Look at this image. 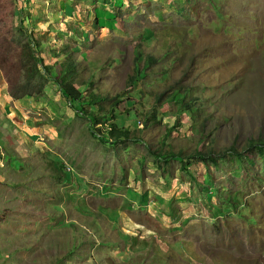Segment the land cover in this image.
Wrapping results in <instances>:
<instances>
[{"label": "rangeland", "instance_id": "obj_1", "mask_svg": "<svg viewBox=\"0 0 264 264\" xmlns=\"http://www.w3.org/2000/svg\"><path fill=\"white\" fill-rule=\"evenodd\" d=\"M1 1L0 61L20 26L45 65L97 70L87 91L166 98L138 141L104 143L53 81L14 101L25 76L0 65V264H264V0ZM188 85L203 129L178 112Z\"/></svg>", "mask_w": 264, "mask_h": 264}, {"label": "trees", "instance_id": "obj_2", "mask_svg": "<svg viewBox=\"0 0 264 264\" xmlns=\"http://www.w3.org/2000/svg\"><path fill=\"white\" fill-rule=\"evenodd\" d=\"M0 0V4H1ZM9 3V2H8ZM3 23L0 25V38L7 35L5 39L15 40V32L12 31L9 25L11 17H14V13L10 12L11 17L6 18L5 12ZM1 21V17H0ZM1 26L10 29L9 32L1 30ZM22 29L26 41L21 43L20 39L17 40L19 46L18 59L15 63L9 60V57L4 56L0 65L11 64L15 68L20 67L22 73L25 76L26 83L23 85L22 90L14 93L12 89L8 90L10 96L14 101L18 102L25 96H33L42 94L44 87L48 81H53L59 89L60 94L68 102L69 106L79 116H83L93 126L95 136L99 137L104 143H122L126 141H138L147 130L148 127L156 126L160 123L161 117L157 111V104L161 103L166 97L164 93H138L136 95L128 96L124 99H111L107 94L100 95V93H94L93 91H87L89 87L93 86L92 78L97 70L87 79H83L81 71L74 61L67 60L62 63H53L51 65H45L41 56H38L43 41H35L31 35H27L26 30ZM4 38L0 39V43ZM57 51L54 52L55 58L57 57ZM136 59H140V53L136 56ZM141 60L134 66L136 73H141L142 70H148L153 61H147L144 66H140ZM132 80V78H131ZM178 90V89H177ZM180 97L177 101V109L179 113H185L193 123L203 129L207 121L210 119V114L205 113L203 110L195 109V102L192 100L196 97L193 95V87L188 85L185 87H179ZM188 99V101H187ZM88 108V109H87ZM130 120L132 125L129 127L124 126L120 122ZM251 147H257L259 150L264 147L263 144L253 145ZM159 151L155 152L154 156L159 160L167 159H179L182 162L184 160L198 158L203 162H207L212 152L194 149L188 153L185 149H179L175 152L172 148L167 147L163 149V145H159ZM249 148L246 147L245 150ZM261 151V150H260ZM234 153L233 148H229L226 153L219 154V158H223L228 153ZM74 252L75 247L71 246ZM60 262H58L59 264Z\"/></svg>", "mask_w": 264, "mask_h": 264}, {"label": "crops", "instance_id": "obj_3", "mask_svg": "<svg viewBox=\"0 0 264 264\" xmlns=\"http://www.w3.org/2000/svg\"><path fill=\"white\" fill-rule=\"evenodd\" d=\"M4 98V97H3Z\"/></svg>", "mask_w": 264, "mask_h": 264}]
</instances>
